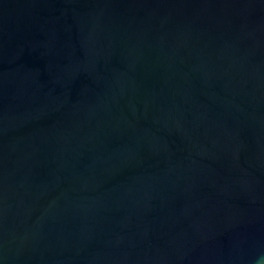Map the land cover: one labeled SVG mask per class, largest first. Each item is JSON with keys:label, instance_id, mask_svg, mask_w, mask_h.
I'll use <instances>...</instances> for the list:
<instances>
[{"label": "water", "instance_id": "water-1", "mask_svg": "<svg viewBox=\"0 0 264 264\" xmlns=\"http://www.w3.org/2000/svg\"><path fill=\"white\" fill-rule=\"evenodd\" d=\"M0 264H264V0H0Z\"/></svg>", "mask_w": 264, "mask_h": 264}]
</instances>
